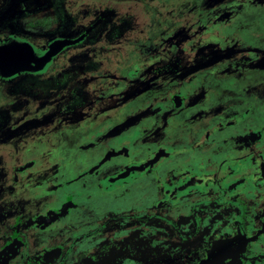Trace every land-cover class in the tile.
Masks as SVG:
<instances>
[{
  "label": "flooded vegetation",
  "instance_id": "flooded-vegetation-1",
  "mask_svg": "<svg viewBox=\"0 0 264 264\" xmlns=\"http://www.w3.org/2000/svg\"><path fill=\"white\" fill-rule=\"evenodd\" d=\"M67 1L0 0V45L35 55L31 69L0 72V204L30 210L13 224L2 216L0 264H264L259 56L228 38L211 65L180 55L189 40L168 31L180 16L155 9L151 24L164 29L119 58L114 31L131 35L133 12ZM167 33L174 54L162 49ZM148 41L152 56L129 65ZM140 126L149 132L137 146Z\"/></svg>",
  "mask_w": 264,
  "mask_h": 264
},
{
  "label": "rangeland",
  "instance_id": "rangeland-1",
  "mask_svg": "<svg viewBox=\"0 0 264 264\" xmlns=\"http://www.w3.org/2000/svg\"><path fill=\"white\" fill-rule=\"evenodd\" d=\"M116 1H117L116 5L118 7V10L130 9L133 12V17H134V23H133L134 29L131 35L125 34L124 32L120 34L117 31H114L117 33L116 37L117 40L119 41L118 46L116 47V49L118 50L117 54L119 58L121 55H123V53H121L120 48H122V50L133 49V44L136 45L137 43H141L142 40L145 39L146 37H148L151 40V38L154 37V33H157L158 30H160L159 28L164 29L162 25L151 24L152 22L153 23L158 22L157 20L154 21L152 19L155 17L154 14H156L155 11L156 9L162 12L164 17H169L171 19L172 16L176 15V16H180L181 18V21H179L177 24H173L171 31L168 29L169 33H175L176 31L180 32V36L183 39L189 40V42L185 43L186 46L182 48V52L180 51L178 54L180 55L186 53L191 54L192 59H194L195 61H199L201 58H204V61H206L207 64L211 65L212 62L215 61L214 58L216 59V56H220V55L222 56V54H220L217 50H215L214 47H217L218 50H220V48H222V45L223 44L225 45L224 39L228 38V40H231V43H234L235 45L237 44V47L239 46L238 47L239 52L243 50L255 52L256 55L259 56L260 64H264V0H204L199 5L200 9L197 6L198 0H116ZM76 2L77 0H68L65 3V6L70 8L71 6L76 5ZM201 11L204 12V15L202 16L198 15ZM101 16L105 17L106 15L102 14L101 12ZM107 23H108L107 17H105L102 20V28L103 31L105 30V39H110L111 32L109 31V29L106 28ZM167 23L163 21V24H167ZM171 23H173V21H171ZM178 27L179 29H176ZM175 34H173L172 36L170 35L168 36L167 33L164 37L165 40L162 42L163 48L159 46L162 49H164V52L166 51L165 54H171V52L172 54H174V50H175L174 48L176 45ZM254 39H256L255 40L257 44L256 47L243 46V44L254 45L253 44ZM260 39H261V43H258ZM188 43H191L192 46H188L187 45ZM151 46H152V41H148V45L145 44L143 46H139L138 49L135 48L133 53L134 60L132 61V63L135 62L136 60L140 61L144 59L142 56V52L146 55L147 59L148 57H151L153 53L150 52L148 48L150 47L152 50L156 49V47L154 46L151 47ZM231 49H235V47L233 46V48ZM103 54H104V50L102 48L101 56H103ZM142 62L143 61H141V64ZM256 62L257 59L254 58L252 59L251 64H256ZM132 63L130 62L129 65L134 66L135 64ZM171 63L174 65L176 64L175 67H170L172 71L177 69V67L179 68L180 64H178L177 66L176 61H172ZM120 64L121 63H118V66ZM101 66L107 72L113 70L112 61L103 62ZM194 66L195 67L193 69L200 70L201 65L199 64V62H197V64H195ZM193 69L191 70L193 71ZM117 71L119 72V69ZM153 71H156V69L153 68ZM188 74H194V73L190 72ZM172 75L175 74L172 72ZM220 76L222 77L223 75ZM120 80L121 79L118 78L117 80L118 85L120 83ZM144 80L145 79H135V81H144ZM147 80L154 81V85L152 86V88H157L155 80L153 79H147ZM111 81L113 82L114 79H111ZM144 82L143 84L145 85ZM143 84L142 86H144ZM217 86L218 85H216V87ZM221 88L222 87H220L219 91H221ZM155 90H156L155 95L158 97L157 93L159 91V88ZM160 95L162 94H159V96ZM135 109L136 111H138L137 106L135 107ZM145 109H140L141 111L139 113L135 111L133 112L135 115L145 114L147 113V111L149 112V110L147 109L145 110ZM153 115L150 116L147 114L145 116L141 115L137 117H139L138 120H140V124H144L147 119L150 120H152L151 118L160 119L159 114L156 113L155 116ZM122 123H124V121ZM134 128L136 129V127ZM151 128L152 125L147 127L149 131H151ZM155 128H157V126H155ZM137 129L138 131L135 132L134 135L135 138L133 139L137 140L135 144L138 146L139 142L145 140L144 134L148 133L149 131L148 132L145 131V127L142 126L138 127ZM24 160H25L24 162H26L29 159L27 158ZM38 162H39L38 165H40V162H42V160L41 161L38 160ZM18 163L21 162L19 161ZM18 200L19 199H17V201ZM1 203L3 204H0V211H1L0 232L2 231V227H3L2 216L4 214H7L5 217L6 224L8 223L13 224L12 222L13 220L18 218L19 216H26L30 212V210H28L29 204L27 202H25V204L27 205L25 207L20 206L21 208H18V206L14 204L17 202H8V201L6 202L5 200H1ZM7 203L10 205H7ZM23 224L27 225L28 221L25 220Z\"/></svg>",
  "mask_w": 264,
  "mask_h": 264
},
{
  "label": "water",
  "instance_id": "water-1",
  "mask_svg": "<svg viewBox=\"0 0 264 264\" xmlns=\"http://www.w3.org/2000/svg\"><path fill=\"white\" fill-rule=\"evenodd\" d=\"M34 50L24 42L13 41L0 45V72L9 75L33 67Z\"/></svg>",
  "mask_w": 264,
  "mask_h": 264
}]
</instances>
